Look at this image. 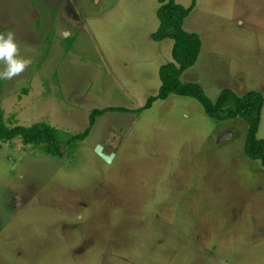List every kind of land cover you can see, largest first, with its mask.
<instances>
[{
    "label": "rangeland",
    "instance_id": "374dc122",
    "mask_svg": "<svg viewBox=\"0 0 264 264\" xmlns=\"http://www.w3.org/2000/svg\"><path fill=\"white\" fill-rule=\"evenodd\" d=\"M97 1L0 0V33L33 61L0 80L3 118L48 122L63 140L61 158L0 140V264H264V166L244 153L248 123L176 94L136 112L172 60L173 40L150 36L160 2ZM184 28L201 49L182 82L211 99L264 97V0H197ZM107 106L131 111L98 116L68 147Z\"/></svg>",
    "mask_w": 264,
    "mask_h": 264
},
{
    "label": "trees",
    "instance_id": "16d2710c",
    "mask_svg": "<svg viewBox=\"0 0 264 264\" xmlns=\"http://www.w3.org/2000/svg\"><path fill=\"white\" fill-rule=\"evenodd\" d=\"M160 6L157 10L159 26L151 32L154 41H162L167 38L173 40L171 46V61L162 63L158 68L160 84L157 93L146 98L144 106L137 109L140 112L151 108L159 99L165 100L171 94L189 96L197 99L208 115L216 120H225L233 117H241L247 123V132L244 143L245 155L257 160L264 166V138L258 137L261 122L264 97L260 91L249 90L238 95L229 88H222L215 99L205 94L200 84L195 82H182L181 74L191 67L197 60L201 39L198 32H190L184 28V20L190 15L197 0H192L185 6L175 0H158ZM107 111L130 112L124 106L95 107L89 114V127L70 136L65 143L73 148L78 142L85 140L96 118ZM19 136L22 142L34 146H41L42 151L49 156L61 158L63 156L62 143L59 129L48 122H34L31 125L14 123L7 124L3 118L0 106V140H8Z\"/></svg>",
    "mask_w": 264,
    "mask_h": 264
},
{
    "label": "clouds",
    "instance_id": "9594fccd",
    "mask_svg": "<svg viewBox=\"0 0 264 264\" xmlns=\"http://www.w3.org/2000/svg\"><path fill=\"white\" fill-rule=\"evenodd\" d=\"M32 63L30 57L22 55L14 32L0 33V80L11 81L21 76Z\"/></svg>",
    "mask_w": 264,
    "mask_h": 264
},
{
    "label": "water",
    "instance_id": "95a60500",
    "mask_svg": "<svg viewBox=\"0 0 264 264\" xmlns=\"http://www.w3.org/2000/svg\"><path fill=\"white\" fill-rule=\"evenodd\" d=\"M94 152L105 162L110 163L113 155L112 154H106L103 151V147L101 144H97L96 147H94Z\"/></svg>",
    "mask_w": 264,
    "mask_h": 264
},
{
    "label": "crops",
    "instance_id": "0c3cea01",
    "mask_svg": "<svg viewBox=\"0 0 264 264\" xmlns=\"http://www.w3.org/2000/svg\"><path fill=\"white\" fill-rule=\"evenodd\" d=\"M102 3V0H98L97 3ZM163 41V40H162ZM162 41H159V42H162ZM161 65V64H160ZM159 68V67H158Z\"/></svg>",
    "mask_w": 264,
    "mask_h": 264
}]
</instances>
